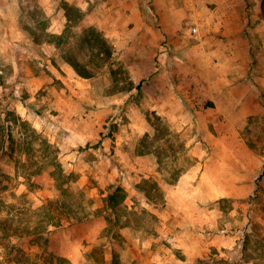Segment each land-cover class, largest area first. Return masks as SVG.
I'll list each match as a JSON object with an SVG mask.
<instances>
[{
	"label": "crops",
	"instance_id": "1",
	"mask_svg": "<svg viewBox=\"0 0 264 264\" xmlns=\"http://www.w3.org/2000/svg\"><path fill=\"white\" fill-rule=\"evenodd\" d=\"M235 1L65 0L69 9L76 6L86 14L78 22L99 32L96 37L105 41L111 62L95 63L97 73L82 77L72 60L49 44L48 66L62 85L50 86L56 91L50 107L54 106L52 113L59 118L70 121L71 142L64 141L62 149L72 155L87 141L82 131L85 119L90 118L88 125L97 130L109 116L114 118L130 108L125 115L137 130H132L133 135L147 136L148 150L161 154L160 158L146 155L144 163L153 168L176 167L189 159L176 182L163 180V174L155 171L145 176L157 181L158 193L134 187L128 209L148 211L157 220L158 233L141 235L139 227L130 222L122 264H135L139 259L142 264H264V208H258V201L251 210L216 206L215 202L261 200L264 192V154L260 152L264 145V74L256 72L254 81L247 79L245 67L234 63L231 38L241 37L242 30L232 32ZM22 3L36 5L33 0ZM47 4L57 5L54 0ZM12 6L11 0L0 1V21L1 13ZM237 13L239 17L246 14ZM25 15L33 19L34 13L27 10ZM19 16L9 18L21 22L24 17ZM63 21L72 22L67 11ZM192 28H197V34ZM219 54L228 62L216 63ZM99 70H106L111 79H106L108 88L100 104L93 106L86 95L102 81ZM118 70L127 71L126 87L116 75ZM82 81L88 82V89ZM54 82L47 80L48 85ZM155 120L162 121V126L156 127ZM184 135L187 141L182 145ZM171 150L186 153L177 159L168 154ZM136 194L143 199L142 208L133 206ZM240 214L243 217L231 220Z\"/></svg>",
	"mask_w": 264,
	"mask_h": 264
},
{
	"label": "rangeland",
	"instance_id": "2",
	"mask_svg": "<svg viewBox=\"0 0 264 264\" xmlns=\"http://www.w3.org/2000/svg\"><path fill=\"white\" fill-rule=\"evenodd\" d=\"M11 1L13 6L1 13L0 21V264H114L116 260L122 264L130 222L139 227L141 235L158 233L157 220L148 211L128 209L134 187L158 193L161 189L157 181L145 176L155 171L163 174V180L176 182L189 159L176 167L153 168L144 163L143 157L153 151L145 143L147 136L139 132L133 135L132 120L125 115L130 108L114 118L109 116L97 130L88 125L90 118L82 121L87 141L74 154L65 152L63 142H71L70 121L59 118L52 113L54 106L50 107L56 93L51 87L62 85L48 66V46L56 45L65 59L80 61L94 75L95 63L110 64L111 56L106 54L109 48L96 37L99 32L93 26L78 22L86 15L82 9H69L65 0H54L58 6L48 5L49 0H33L35 7H26L19 0L21 9L18 0ZM235 2L232 32L242 30L241 37L231 38L232 57L235 65L245 67L246 78L254 81L256 72L264 74V0ZM27 10L34 13V20L25 18ZM240 10L246 13L244 17H239ZM65 11L72 22L63 21ZM10 15L24 19L14 23ZM215 57L216 63L228 62L221 54ZM99 73L102 83L93 85L95 95H86L93 106L100 104L108 88L106 79H111L106 70ZM116 75L126 87L127 71L118 70ZM48 79L55 82L48 85ZM82 82L88 89V82ZM162 124L154 121L158 128ZM97 133L102 135L97 137ZM182 139L184 145L186 136ZM261 141L264 143V139ZM260 152L264 154V145ZM181 153L186 152L171 150L168 154L179 159ZM153 154L154 158L161 157L158 150ZM261 198L215 202L216 206L251 210L255 201L258 208H264V192ZM132 199L133 206L142 208L141 196L136 194ZM238 217L243 215L230 218Z\"/></svg>",
	"mask_w": 264,
	"mask_h": 264
},
{
	"label": "trees",
	"instance_id": "3",
	"mask_svg": "<svg viewBox=\"0 0 264 264\" xmlns=\"http://www.w3.org/2000/svg\"><path fill=\"white\" fill-rule=\"evenodd\" d=\"M106 54H107V56H110V50L109 49L106 50ZM72 64L75 66V68L77 69L78 73L82 77L89 78V77L94 76L93 72L86 65H83V63H81L80 61L73 59L72 60Z\"/></svg>",
	"mask_w": 264,
	"mask_h": 264
},
{
	"label": "built area",
	"instance_id": "4",
	"mask_svg": "<svg viewBox=\"0 0 264 264\" xmlns=\"http://www.w3.org/2000/svg\"><path fill=\"white\" fill-rule=\"evenodd\" d=\"M192 32H193L194 34H197V28H192Z\"/></svg>",
	"mask_w": 264,
	"mask_h": 264
}]
</instances>
